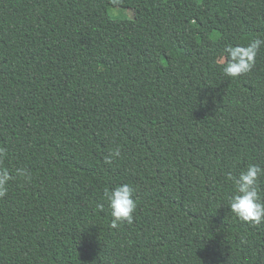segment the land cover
I'll list each match as a JSON object with an SVG mask.
<instances>
[{
  "label": "trees",
  "instance_id": "16d2710c",
  "mask_svg": "<svg viewBox=\"0 0 264 264\" xmlns=\"http://www.w3.org/2000/svg\"><path fill=\"white\" fill-rule=\"evenodd\" d=\"M256 38L264 0H0V166L32 177L0 199V264H264L228 179L264 167V46L238 78L218 63Z\"/></svg>",
  "mask_w": 264,
  "mask_h": 264
},
{
  "label": "clouds",
  "instance_id": "9594fccd",
  "mask_svg": "<svg viewBox=\"0 0 264 264\" xmlns=\"http://www.w3.org/2000/svg\"><path fill=\"white\" fill-rule=\"evenodd\" d=\"M264 46V38H256L246 46L228 44L224 48L226 58L222 56L218 63L222 66L223 74L230 78H238L242 74L251 72L256 63V56L260 48ZM121 155L117 148L104 158V163L111 165L114 157ZM7 150L0 147V164L6 159ZM264 175V167L258 164H250L238 177L228 175V179L235 186V195L229 200L230 210L243 222L256 225L264 222V197L260 190V177ZM14 178L27 181L32 179L31 175L21 168L10 171L9 168L0 166V199L8 194V185ZM134 189L129 184H121L115 188L106 187L104 198L111 209L110 227L118 228L126 222L131 225L134 222V212L137 208L133 199ZM103 210L104 205L99 206Z\"/></svg>",
  "mask_w": 264,
  "mask_h": 264
},
{
  "label": "rangeland",
  "instance_id": "374dc122",
  "mask_svg": "<svg viewBox=\"0 0 264 264\" xmlns=\"http://www.w3.org/2000/svg\"><path fill=\"white\" fill-rule=\"evenodd\" d=\"M133 10L132 9H129V8H119V7H112L111 8V15L113 17H120V18H132L133 17ZM140 37L144 40H147L149 38V35L148 33L146 32H141L140 33ZM146 50H147V53L149 55H153L154 54V50H153V47L150 43H147L146 44ZM225 55L224 54H221V56L219 57V59Z\"/></svg>",
  "mask_w": 264,
  "mask_h": 264
}]
</instances>
